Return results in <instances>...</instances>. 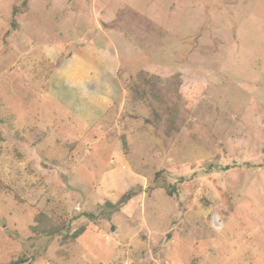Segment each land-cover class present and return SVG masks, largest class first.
I'll return each instance as SVG.
<instances>
[{
  "label": "rangeland",
  "instance_id": "1",
  "mask_svg": "<svg viewBox=\"0 0 264 264\" xmlns=\"http://www.w3.org/2000/svg\"><path fill=\"white\" fill-rule=\"evenodd\" d=\"M0 187V264H264V0H0Z\"/></svg>",
  "mask_w": 264,
  "mask_h": 264
},
{
  "label": "trees",
  "instance_id": "2",
  "mask_svg": "<svg viewBox=\"0 0 264 264\" xmlns=\"http://www.w3.org/2000/svg\"><path fill=\"white\" fill-rule=\"evenodd\" d=\"M14 11V13H16V9H14ZM12 25H15V23ZM180 76L183 77V75ZM152 87L154 88L152 97L155 101V104L153 103L151 108L152 114L156 118L158 127L164 129V131L167 132V135L174 136L181 128V123H183L188 112V110L184 109L185 100L179 91L181 85L178 83L167 82L162 88H158L156 85ZM161 106H165V109H161ZM147 122L149 123V121ZM34 220L38 224L36 227H33V230L40 234L59 233L64 228L62 222V225L55 224L42 213H39ZM83 231L84 226H81L71 234H65L63 236V242L68 243L75 240L83 233ZM6 264H17V262L10 261Z\"/></svg>",
  "mask_w": 264,
  "mask_h": 264
}]
</instances>
